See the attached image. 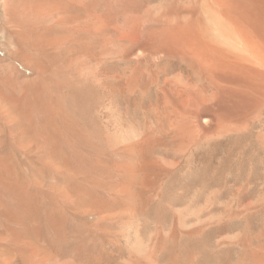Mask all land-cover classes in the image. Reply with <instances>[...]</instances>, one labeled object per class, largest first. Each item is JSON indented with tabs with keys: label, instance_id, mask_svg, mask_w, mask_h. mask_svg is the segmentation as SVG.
<instances>
[{
	"label": "rangeland",
	"instance_id": "374dc122",
	"mask_svg": "<svg viewBox=\"0 0 264 264\" xmlns=\"http://www.w3.org/2000/svg\"><path fill=\"white\" fill-rule=\"evenodd\" d=\"M164 2H177L178 11L191 6L189 0H0V79L12 81L10 88L0 81V103L8 91L23 96L25 84L36 81L19 71L22 63L39 68L47 50L71 48L43 86L70 117L66 125L54 121L62 136L49 134L39 109L14 110L11 119L0 106V264L73 257L84 264L89 256L121 264L135 218L116 192L126 174L112 167L131 159L153 168L149 186L137 191L143 238L183 237L199 220L211 225V243L264 228V108L232 116L233 128L221 132L215 125H181L187 113L220 114L221 107L195 97L193 89L207 96L214 88L181 60L136 55L145 48L146 29L156 24L144 13ZM35 24L47 34H64L65 43L33 46L22 31ZM124 47L133 51H116ZM36 79L34 86L42 88ZM183 83L193 91L186 93ZM133 129L134 154L126 142ZM116 135L122 142L112 144Z\"/></svg>",
	"mask_w": 264,
	"mask_h": 264
},
{
	"label": "bare ground",
	"instance_id": "6f19581e",
	"mask_svg": "<svg viewBox=\"0 0 264 264\" xmlns=\"http://www.w3.org/2000/svg\"><path fill=\"white\" fill-rule=\"evenodd\" d=\"M189 1L192 7L187 6L189 9L185 7L186 10L181 9L182 11H178L177 2H164L155 5L152 9L144 13L143 17L145 19L153 20L156 24L146 29L145 48L144 50L137 51L136 55L144 54L145 56H155L159 58L172 57L173 59H179L190 67L196 75L212 85L214 90L211 93H207V96L204 95L206 92L203 94L200 93L204 95L202 96L196 94L198 90L195 92L196 89H193V87H190V89L192 88L194 90L195 97L198 95L197 97L203 99L205 103L216 101V103H213L221 107V109H219L220 114L215 111L209 113L203 109L196 111L193 115L187 113V115H183V121H179H181V125H187L189 128L198 126L205 129L209 125H215L218 131H225L227 130L226 128L231 127L233 123L232 118L235 117V115L240 116L243 113L246 114L248 110L256 111L264 108V0ZM27 27L25 29H27ZM39 28L41 27L36 25L28 28L27 31H22L27 38L28 36L31 37V40L34 41H31L33 46L37 45L38 49L41 47L40 49L43 50L46 47L65 43L66 36L64 34H50L49 32V34H47V32L44 30L41 31ZM117 49L116 51L122 53L133 51L131 47ZM70 51V45H65L59 52L47 50L44 63L43 65L40 63L41 67L39 68L33 69L30 65L26 64V62L22 63L19 67V71L22 72L26 78L30 76L32 80L35 79L36 81V78H38L41 82V75L45 74V79L42 81L43 83H40L42 88L39 87V85L34 86V83H37L35 81L25 84L23 96L12 95L11 92L8 91L4 97L2 96L3 99L1 101L3 103H0V106L2 105V111H4V116L6 115L14 119V110H16L17 113L20 109V111L26 109V111L28 110L27 113L33 112L34 114V110L39 109L40 112L46 114L49 124V134L51 136H60L63 131H59V127L56 126V122L54 121L59 119L61 123L66 125L70 123V117L67 113L62 112L58 108L57 102H59V100H53L48 96L49 94L47 95V93H45L46 90L43 92V86L46 78L47 80L51 79L49 75H52L59 67L61 68V62L67 60L66 58L70 56ZM33 58L36 59V56ZM32 66H34V64ZM0 81L6 84V88L7 86L9 88L12 86L10 78L7 79L2 77ZM80 81L82 83L84 82V84L88 82L84 77L81 78ZM183 84L185 85V83ZM45 86H49V84H45ZM185 86H182V88H187V85ZM67 88H69V86ZM169 88L170 86L168 89ZM190 89L187 88L184 91L186 92L187 90L186 93H188ZM204 90L206 89L204 88ZM177 91L180 92L182 90L180 88V90L177 89ZM184 91L182 92L184 93ZM192 91L190 92L192 93ZM178 92L177 94H179ZM66 93V97L69 96L70 98L71 94L68 92ZM179 95H181V93ZM178 123L180 124V122ZM116 136L118 140L115 141L112 139V144L122 142L120 135ZM137 137V129L131 130L126 137V142H128L127 148H129L132 153L135 152V140H137ZM131 160L119 163L115 162L116 164L114 163L112 167L116 172L121 171L122 173L124 172V175L126 174V177L121 179V182L117 185V189L113 187V190L115 191L116 189L119 195L121 194L125 197L124 201L128 203L127 210H130L131 215L135 218L130 227V231L127 232L128 237L124 240L129 253L122 260L121 264H264V228L260 230L261 232L256 234L247 232L239 238H228L229 240L219 239L215 241V243H211L207 238V232L210 231L211 225H209V223H202L203 221L200 222L199 220L200 224L199 222H197V224L193 223L194 225L190 226V234L188 233L183 237L160 238L150 236L143 238L136 221V203L139 201L137 200V191L142 188L146 190L149 186V175L151 176L153 173V168L151 164L144 165L140 164L136 159ZM117 198H115V201ZM121 198L118 199L121 200ZM33 243L34 246L32 245L33 248L30 247V252L32 256H36L39 254V248L35 245V242ZM231 251H234L233 256L230 255ZM37 257H34V263H42L43 261ZM43 257L44 260L49 259L47 256ZM50 258L52 259V257ZM51 261L54 262H49V264H80L74 257L63 261L61 260L60 263H58L56 259ZM98 262V258L89 256L87 262L84 264H100V262ZM43 263L46 264L45 262Z\"/></svg>",
	"mask_w": 264,
	"mask_h": 264
}]
</instances>
